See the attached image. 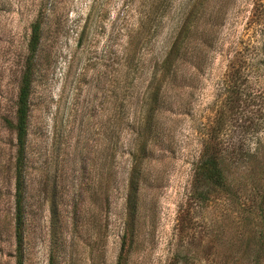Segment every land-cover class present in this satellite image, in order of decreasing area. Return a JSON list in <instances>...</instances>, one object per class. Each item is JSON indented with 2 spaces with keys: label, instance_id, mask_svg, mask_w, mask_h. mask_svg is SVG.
I'll return each instance as SVG.
<instances>
[{
  "label": "rangeland",
  "instance_id": "1",
  "mask_svg": "<svg viewBox=\"0 0 264 264\" xmlns=\"http://www.w3.org/2000/svg\"><path fill=\"white\" fill-rule=\"evenodd\" d=\"M193 2L0 0V264H14L15 145L6 121L14 119L35 20L40 37L24 150L23 264H48L50 254L53 264H115L118 254L122 264H264V200L257 207L264 198L257 173L262 155L229 166L227 184L208 188L205 200L191 185L199 133L212 124L225 61L248 43L254 0H209L188 21ZM184 23L181 81L165 84L144 152L139 131L152 97V68ZM202 34L211 39L204 58L196 53ZM240 120L235 114L230 120V140ZM249 146L264 155V124Z\"/></svg>",
  "mask_w": 264,
  "mask_h": 264
},
{
  "label": "trees",
  "instance_id": "2",
  "mask_svg": "<svg viewBox=\"0 0 264 264\" xmlns=\"http://www.w3.org/2000/svg\"><path fill=\"white\" fill-rule=\"evenodd\" d=\"M209 0H194L190 7L187 19L191 21L207 8ZM248 43L243 47L234 48L232 58L225 61L220 75L219 93L221 97L213 109L212 120L200 134V149L192 168L191 185L197 193V198L205 200L210 188L220 189L226 183L228 168L235 164L247 166L250 154L262 155L259 161V180L264 187V155L260 151L252 152L249 140L254 132L259 131L264 124V0H254L248 20ZM206 27V23L203 25ZM187 26H182L178 36L169 46L164 57L152 68V97L148 101L143 125L139 131L142 135L140 149L146 152L145 142L151 134L155 136L156 114L161 105L165 84L180 82L177 72L180 69L181 56L185 53L181 48V41L187 34ZM40 23L35 20L30 25V32L26 43V56L19 76L15 99L14 119L6 121L7 126L14 133V192H13V261L14 264H23V170L25 162V143L29 115V94L31 89L34 55L39 45ZM187 37V35H186ZM200 39V38H199ZM202 41L198 52L203 57L210 44V37L202 34ZM204 58V57H203ZM263 84V85H259ZM175 85V84H174ZM164 90V91H163ZM245 113V115H244ZM236 126L240 127L238 135L231 140L226 137V130L232 127L230 120L234 117ZM226 132V133H225ZM228 138V139H226ZM260 138L256 137L255 144L259 146ZM131 156V155H130ZM133 157V155H132ZM135 161L132 163L130 186L126 189L125 204L128 209L127 217L134 207L133 173H136ZM240 164V165H239ZM209 188V189H208ZM261 189V198L264 197ZM261 199L258 208L263 203ZM48 264H53L50 254ZM115 264H122L121 254H118Z\"/></svg>",
  "mask_w": 264,
  "mask_h": 264
}]
</instances>
